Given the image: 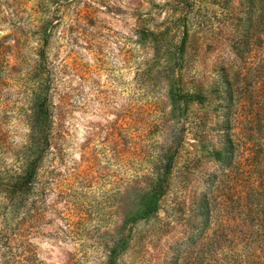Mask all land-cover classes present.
I'll return each instance as SVG.
<instances>
[{"label":"rangeland","instance_id":"1","mask_svg":"<svg viewBox=\"0 0 264 264\" xmlns=\"http://www.w3.org/2000/svg\"><path fill=\"white\" fill-rule=\"evenodd\" d=\"M57 2L0 0V264H264V0Z\"/></svg>","mask_w":264,"mask_h":264},{"label":"trees","instance_id":"2","mask_svg":"<svg viewBox=\"0 0 264 264\" xmlns=\"http://www.w3.org/2000/svg\"><path fill=\"white\" fill-rule=\"evenodd\" d=\"M48 1L49 3H54L60 0ZM56 6L59 7L60 2H57ZM46 28H48V26ZM46 28L45 31L47 30ZM38 78L37 87L33 92L35 114L30 125L33 142H31L28 154H25L23 176L13 181L12 186L13 197L20 201L27 195L25 191L35 189V184L39 183L38 170L41 169L47 151L52 147L51 137L55 124L54 105L51 100L52 84L49 81V77L42 78V76H39ZM163 193L164 188L161 183L158 182L151 192L142 197L140 207L137 209V216L133 218L132 221L135 222L137 219H145L152 216L157 211ZM258 222L257 235L253 238V243L257 245L255 250H257L258 254L261 256L262 251L264 252V219L261 218ZM112 253L114 256L118 255L116 251H112Z\"/></svg>","mask_w":264,"mask_h":264}]
</instances>
